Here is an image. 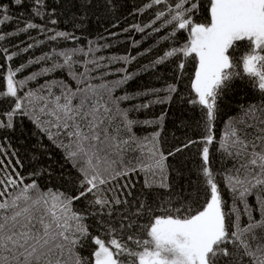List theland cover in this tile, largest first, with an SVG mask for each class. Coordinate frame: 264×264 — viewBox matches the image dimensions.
Here are the masks:
<instances>
[{"label":"snow or ice","instance_id":"1","mask_svg":"<svg viewBox=\"0 0 264 264\" xmlns=\"http://www.w3.org/2000/svg\"><path fill=\"white\" fill-rule=\"evenodd\" d=\"M161 4L165 10L155 19L167 17L164 25L172 26L165 39L175 38L181 30L187 39L166 51L156 63L181 56L180 69L189 57L198 65L191 83L195 94L191 102L206 109L208 120L201 153L207 198L179 205H173L171 198L163 203L138 200L133 210L121 214L119 225L100 220L103 231L93 236L84 214L74 210L75 201L91 194L88 203L93 209L99 206L93 215L103 213L111 220L114 206L130 207L125 193L132 195L134 184L127 180L134 174H144L148 189L170 188L166 161L182 148L165 155L158 148V134L144 139L135 135L137 122L119 107V102L129 97L113 96L115 87L130 76L110 87L91 83L93 78L84 72L78 74L75 87L53 85L21 97L18 90L23 82L14 80L16 72L9 69L6 90L0 92V98H13V108L0 119V128H12L17 115L31 113L38 126L41 117H47L48 127L42 130L54 142L52 129L56 138L64 137L66 143L59 146L82 178L76 195L42 190L35 181L25 182L17 171L18 160L13 165L11 159L7 164L0 159V264H264V0H206V6L201 0H151L147 7ZM202 11L205 15L197 20ZM26 27L37 25L29 23ZM57 35L66 36L63 32ZM61 55L71 69L72 55ZM241 66L242 72L237 70ZM245 76L262 102L244 108L242 119L231 120L219 143L223 158L232 161L224 179L234 199L231 209L225 211L216 173L209 167L208 146L214 142L212 122L218 97L234 79ZM0 154L7 156L2 144ZM253 195L256 209L248 203ZM242 216H246L243 221ZM88 239L95 245L91 260L77 251Z\"/></svg>","mask_w":264,"mask_h":264},{"label":"trees","instance_id":"2","mask_svg":"<svg viewBox=\"0 0 264 264\" xmlns=\"http://www.w3.org/2000/svg\"><path fill=\"white\" fill-rule=\"evenodd\" d=\"M170 2L174 3V0ZM150 3L151 0H22L17 4L15 0H0V20L8 17L0 23V35L4 36L0 40V92L6 90L9 69L16 72L14 80L23 82V87L18 90L21 97L28 91L39 93L53 85L75 87L79 83L78 74L84 72L93 78L91 83H107L110 87L130 76L131 79L115 87L113 96L129 97L121 100L119 107L127 111L129 119L137 122L133 127L135 135L144 139L158 134V148L165 155L169 151L175 152L177 147L182 148L166 161L170 188L148 189L144 184V174H134L127 180L134 184L130 189L132 195L125 193L130 207L114 206L111 220L103 213L93 215L99 206L93 209L88 203L91 194L89 198L75 201L74 210L84 214L93 236L103 231L100 220L119 225L121 214L133 210L138 200L163 203L171 198L173 205H179L207 198L201 153L208 134V120L206 109L191 102L195 96L191 83L197 61L192 57L183 60V69L178 67L181 56L156 63L166 51L183 44L187 33L181 30L175 38L165 39L172 26L164 25L167 17L155 19L160 10H165V5L148 8ZM201 4L206 6V0H201ZM204 15L202 11L195 18L201 20ZM154 20L155 23L148 27ZM29 23L37 27L28 29ZM136 26L144 31H138ZM157 28L159 31L155 30ZM61 32L66 36L57 35ZM61 53L72 55L71 69L64 64ZM8 56L12 59L8 60ZM123 57L127 60L121 59ZM237 70L242 72V66ZM170 87L175 91L170 93ZM261 102L262 97L246 76L243 80L234 79L230 88L217 99L212 122L214 142L208 146L209 167L216 173L225 211L231 209L234 199L224 179L225 170L231 169L232 161L223 158L219 143L231 120L242 119L244 108ZM12 108L13 98H0V119H5L4 114ZM47 119L42 116L41 126H38L31 113L17 115L13 118L12 128H0V144L7 151V156L0 154V159H4L6 164L11 159L13 165L18 160L17 171L26 183L35 181L42 190H60L76 195L82 177L73 161L67 158L65 149L59 146L66 143L64 137L56 138V130L52 129L54 142L42 130L48 127ZM192 141L195 143H190ZM185 144L189 146L184 148ZM248 203L256 209V196L248 197ZM236 204L243 212L239 200ZM253 215L259 217V212L254 211ZM244 219L246 216H242V221ZM82 244L84 246L77 251L86 260H91L95 245L91 239L82 241Z\"/></svg>","mask_w":264,"mask_h":264}]
</instances>
